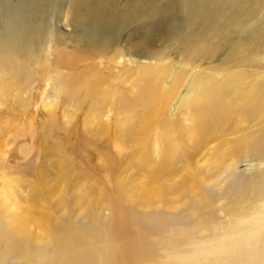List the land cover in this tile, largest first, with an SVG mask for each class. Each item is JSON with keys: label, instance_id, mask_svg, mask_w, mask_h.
Wrapping results in <instances>:
<instances>
[{"label": "rangeland", "instance_id": "obj_1", "mask_svg": "<svg viewBox=\"0 0 264 264\" xmlns=\"http://www.w3.org/2000/svg\"><path fill=\"white\" fill-rule=\"evenodd\" d=\"M65 3L40 50H0V264H28L17 251L28 248L40 262L68 227L166 261L263 204L264 89L245 98L264 88V42L252 54L240 44L264 4L206 41L180 15L151 12L96 47Z\"/></svg>", "mask_w": 264, "mask_h": 264}, {"label": "bare ground", "instance_id": "obj_2", "mask_svg": "<svg viewBox=\"0 0 264 264\" xmlns=\"http://www.w3.org/2000/svg\"><path fill=\"white\" fill-rule=\"evenodd\" d=\"M66 1L71 3L73 9L70 19L71 23L68 22L75 31L78 29L85 30L83 38L86 43L96 47L107 45L108 42L114 39V32L116 30L119 32L132 24H139L140 20L144 21V13L148 14L151 12L158 16L165 15L168 12L180 15L183 17L184 27L200 26L201 28L197 32V38L206 41L212 31L219 30V34L222 35L231 28L242 26L257 13L259 6L264 4V0H220L218 2H215V0H126V6L123 5L119 7L121 0H0V17L3 18L0 23V50L13 51L14 54V51H22L23 53L24 51L30 52L29 48H33L34 50V47L38 45L37 42H40V46H43L44 41L41 42L43 36L45 34L47 35V32L52 30L51 26L48 24L50 18L53 17L55 12H57L58 16H60V14L62 15L63 10L61 7L67 4L65 3ZM36 18L39 22L36 21ZM262 42H264V25L247 31L240 47L246 51H244L246 54H252L253 50ZM32 45L34 47H31ZM38 49L39 46H37L36 50ZM92 83L93 82H91V84ZM262 83L264 84V82ZM95 85L94 82L93 87H95ZM257 87H255V91L256 89L257 91L254 93L252 92V97L247 95L245 98L246 101L248 99V102H251V104L259 101L257 99L262 95H260L258 91L261 92L262 89H264L261 88L263 86L260 87L261 89L258 87L259 90ZM204 97L207 98V96ZM250 97L251 99H249ZM161 99L162 98H160V100ZM148 100L149 102L152 101L149 98ZM263 102H260V104ZM261 110L264 118V105H262ZM261 110L259 109L258 111ZM200 115H202V112ZM215 119H217V117ZM203 120L202 118V121ZM221 120L223 121L224 119L221 118ZM147 123H149V121H147ZM214 125L216 124L214 123ZM261 133H263V131ZM168 150L162 151L163 154L161 153L160 155L161 162H164L165 159L168 161L169 156L172 155V150ZM151 173H147L149 178L153 177ZM262 201L264 204V197ZM130 219L132 218L130 217ZM77 229L78 228L75 230V227H68L64 229L61 234L59 233L60 235H58V237L55 235L54 239L58 238L56 239L58 240L57 249L47 255L45 252L44 255L46 256L41 255L42 261L40 260V262L35 260L34 254L29 251V248L26 250L23 249L24 251L17 250L18 254L27 256L28 264H186V262L190 261L192 258L193 240L189 241L186 250L173 248L170 251L167 249L165 255L166 261H161L157 259V256L153 252L154 250L152 251L151 247H145V244L142 245V243L135 242L131 244L130 247L127 246L123 251L119 249V253H117L110 238H103L102 235L93 236L92 234L90 235L93 237H87L86 233L81 236L78 233L80 231ZM89 231L90 229H88V232ZM101 232L99 231V233ZM95 233L97 234V232ZM171 233L174 234V232ZM163 236L165 238L169 237L166 234ZM163 236L157 235L158 240L163 239ZM144 237L148 238V240L152 238L150 232H147ZM11 247H9V249ZM15 252L16 251H14V253ZM48 256H50V258H47ZM217 260L219 264H264V235L254 240L250 246L218 257Z\"/></svg>", "mask_w": 264, "mask_h": 264}, {"label": "clouds", "instance_id": "obj_3", "mask_svg": "<svg viewBox=\"0 0 264 264\" xmlns=\"http://www.w3.org/2000/svg\"><path fill=\"white\" fill-rule=\"evenodd\" d=\"M264 235V204L259 205L249 215L237 217L211 235L192 244L193 253L186 264H219L218 257L250 246L254 240Z\"/></svg>", "mask_w": 264, "mask_h": 264}]
</instances>
